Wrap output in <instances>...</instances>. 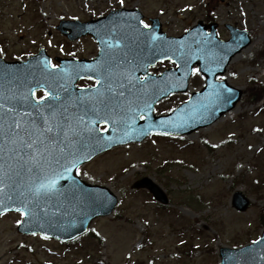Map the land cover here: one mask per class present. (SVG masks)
Listing matches in <instances>:
<instances>
[{
    "label": "rangeland",
    "instance_id": "374dc122",
    "mask_svg": "<svg viewBox=\"0 0 264 264\" xmlns=\"http://www.w3.org/2000/svg\"><path fill=\"white\" fill-rule=\"evenodd\" d=\"M119 7L138 9L145 23L157 18L169 37L198 21L217 24L223 40L226 24L249 31L251 44L231 59L224 76L243 96L233 110L189 135L149 136L81 166L83 181L106 186L118 202L71 242L19 234L22 215H1L0 264H218L221 247L253 243L264 229V0H0V56L27 58L40 46L52 59L94 56L90 39L68 43L55 26ZM172 67L160 62L149 72ZM202 86L194 73L187 92L159 101L154 115L169 114ZM143 178L161 189L166 204L133 188ZM235 192L249 200L243 212L232 205Z\"/></svg>",
    "mask_w": 264,
    "mask_h": 264
},
{
    "label": "water",
    "instance_id": "95a60500",
    "mask_svg": "<svg viewBox=\"0 0 264 264\" xmlns=\"http://www.w3.org/2000/svg\"><path fill=\"white\" fill-rule=\"evenodd\" d=\"M137 17L142 19L137 10H119L103 19L105 43L100 46L101 61L96 69L95 61L91 65L87 64L88 61L75 60H58L59 68L48 69V60L43 52L38 57L45 59L44 69L36 66L35 60H32L35 58L30 59L25 68L16 64L0 67V91L5 95L8 93L6 96L9 100L6 103L10 106L32 112L31 106L35 104L45 114L53 109L60 112L65 108L75 115L87 113L85 120L94 129L92 132L72 136L67 148L64 144L68 142L63 137L60 138L62 143H55L51 139L44 141L48 152L40 160V167L44 174H60L59 191L29 201L25 210L30 209L32 216H23L24 223L18 226V232L40 234L61 242L83 235L94 218L111 214L117 197L107 187L83 182L76 174L82 164L115 146L141 142L152 133L165 136L190 134L214 123L231 111L240 100L241 90L229 86L225 80L216 81V77L223 75L231 59L250 45L251 39L245 31L227 26L230 39L221 41L215 37L214 27L207 34L199 23L180 38H168L161 32L157 19L151 20L150 29H145ZM93 23L61 22L57 30L67 35L69 40H74L81 35L93 34L92 29H86V26ZM66 29H70L72 33L66 34ZM147 32H151L155 39L146 38L142 34ZM98 41L100 42L99 39ZM177 41L180 43H176ZM162 52L171 59L164 58ZM165 60L174 63L176 67L159 76L147 73L149 66ZM194 66L200 69L199 73L205 78L202 91L193 93L187 102L169 115L154 117L153 106L158 101L170 94L187 90ZM146 74L150 79L143 88L140 84H136L135 88L128 84L130 76L140 77ZM20 76L25 77L28 83L32 82V78L33 81L39 78L40 82L35 88L43 89L51 95L36 102L32 100L31 91H28V99L20 100L16 96L22 90L18 85L22 81ZM82 78L95 79L100 83L94 89L76 88L75 83ZM118 83L124 84L127 89V99L123 104L116 105L110 103V100L124 89L117 88L113 96L107 91H104L103 96L96 95L97 88L103 91L108 87H116ZM133 83H136L135 80ZM140 83H144V80ZM6 84L11 87L7 88ZM145 104H150L151 108L145 107ZM97 111L110 112L113 118L106 124L94 115ZM140 115H144L143 121L139 120ZM35 119L42 127L40 118L35 116ZM92 119H96L97 123L91 124ZM102 124L107 126V131H99ZM13 147L15 146L9 143L5 151L0 152V164H5L9 177L8 187L0 192V199L7 197L4 204L0 205V213H5L2 211L5 207L7 212L20 208L22 205L19 200L23 199L20 193L35 178V162L28 158L29 155H35V152L17 149L24 156L21 159L20 155L10 150ZM65 167L68 168L66 172ZM29 168H32L31 172ZM134 188H145L156 201L167 203L161 189L147 178L135 183ZM232 204L237 211L243 212L249 202L240 192H235ZM218 257L219 264H264V230L253 244L236 249L220 248Z\"/></svg>",
    "mask_w": 264,
    "mask_h": 264
},
{
    "label": "snow or ice",
    "instance_id": "6c2138e0",
    "mask_svg": "<svg viewBox=\"0 0 264 264\" xmlns=\"http://www.w3.org/2000/svg\"><path fill=\"white\" fill-rule=\"evenodd\" d=\"M125 0H120V4L123 5ZM137 20L140 24L144 25V28H150L151 26L145 23L143 20L137 17ZM146 38L155 37L152 36L151 32L142 33ZM176 43H180L177 41ZM2 51V50H0ZM162 56L166 59H171L168 57L166 53L162 52ZM53 68L56 65H52ZM137 68L142 66H136ZM198 73L200 69H195ZM150 77L147 74L144 77V83H140L139 77H129L128 84L133 88L136 87V84H140V87L143 88L145 84L149 81ZM135 80L136 83H133ZM100 81H97L99 84ZM222 87V85H221ZM117 88L124 89V91H119L116 96L112 97L110 103H114L116 105L123 104L126 101L125 88L124 84L118 83L116 87H108L103 91L101 88L96 89V95L103 96L104 91L107 92H116ZM32 94L35 95V92L31 89ZM231 91V89H228ZM48 96L51 93H47ZM14 98V97H13ZM24 100H27V97H23ZM153 99H156L153 97ZM9 100V97L4 94V92L0 91V152H4L6 146L10 143L14 145L12 149L13 152H16L17 155L21 156V159H24V156L21 152L17 151V149L21 150H31L35 152V155H29V159L35 162L36 172L33 173L34 179L31 180L28 187L25 191H22L20 195L23 199L19 200V203L22 205L20 208H15L16 211H19L26 218L32 216V212L28 208L29 201H34L36 198L42 195H48L50 193H56L59 191L58 180L60 174L58 172H51V174H44L43 169L40 167V160L43 159L44 154L48 152V148L44 145V141L51 139L55 143H62L60 140L61 137L64 138V141L68 143L64 144V147L67 148L71 143V137L75 135H79L82 132H92L94 131L85 120L84 115H75L68 112V109L65 108L63 111L57 112L56 110H51L48 114H45L42 110H38L37 105H32V112H26L23 109H18L15 106H10L6 101ZM131 103V102H128ZM79 107V105H78ZM145 107L151 108L150 104H145ZM42 108V106H40ZM114 111V109L112 110ZM95 116L102 119L104 123H108L109 119H112V115L110 112H100L97 111L94 113ZM35 116L40 118L42 123V127L36 123ZM147 117H145L146 119ZM135 121H133L134 123ZM91 124H96L97 120L92 119L90 121ZM102 131H107V129H102ZM55 134L54 136H50L49 134ZM75 163V161H73ZM29 171H32V168H29ZM64 171H68V168L65 167ZM8 173L5 168V164H0V192H3L8 187ZM7 199V197H5ZM5 199H0V205H3ZM3 212H7L8 209L5 207L2 210ZM2 214V213H0ZM18 224L24 223V221H17ZM131 253H129V256Z\"/></svg>",
    "mask_w": 264,
    "mask_h": 264
},
{
    "label": "flooded vegetation",
    "instance_id": "af4514ba",
    "mask_svg": "<svg viewBox=\"0 0 264 264\" xmlns=\"http://www.w3.org/2000/svg\"><path fill=\"white\" fill-rule=\"evenodd\" d=\"M102 15H104L103 12H101V13H99V14H95L94 18H97V17L102 16ZM85 38L90 39V37H85ZM79 40H80V39H79ZM90 40H91V39H90ZM77 41H78V40H77ZM91 41H92V40H91ZM74 42H76V41H74ZM74 42H68V43H74ZM92 44L95 46V52L93 53V54H95V55H94V56H91V57H89V58H94V57H96V56L98 55V52H99L98 47H97V44H96L94 41H92ZM40 50H45V49H44L42 46L37 47V48H36V52L30 54L27 58H29V57L35 55V54L38 53V51H40ZM0 58L3 59V60L6 61V62H23V61L27 60L26 57L7 58V57H5L4 54H3L2 56H0ZM81 58H84V57H81ZM87 85L90 86V85H93V83H89V84H87ZM34 96H35L36 99H40V98H42V97L44 96V93H43L42 91H36Z\"/></svg>",
    "mask_w": 264,
    "mask_h": 264
}]
</instances>
